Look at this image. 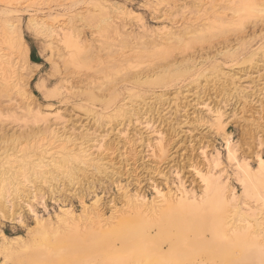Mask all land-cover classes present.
<instances>
[{
	"label": "rangeland",
	"instance_id": "374dc122",
	"mask_svg": "<svg viewBox=\"0 0 264 264\" xmlns=\"http://www.w3.org/2000/svg\"><path fill=\"white\" fill-rule=\"evenodd\" d=\"M95 1L40 0L6 15L0 0V18L19 20L28 58L39 64L24 62L17 36L9 41L0 34V48L19 65L15 87L0 88V230L22 236L21 245H27L3 263L0 254V264H98L117 253L143 255L139 264H219L209 255L212 249L203 251L200 236H192L198 230L178 232L187 218H164L162 207L155 217H145L148 222L125 227L122 219L136 215L127 201L136 195L148 202L157 193L198 197L202 176L218 177L242 195L236 165L255 168L256 158H264V17L194 39L213 19L197 0H103L110 10L120 6L131 13H114L117 32L106 33L87 20ZM207 1L216 4L215 15L231 16L226 0ZM31 21L39 31L29 27ZM68 26L89 44L87 58L66 60L60 37ZM170 32L182 45L171 39L166 56L151 55L148 45L166 41ZM169 62L190 73L162 84L136 81L135 74L154 79ZM227 136L234 159L227 154ZM58 145L81 150L92 162L72 163V173L52 170L48 163L59 156ZM29 160L46 174L25 169ZM241 201L248 214L257 212L252 198ZM84 207L99 215L91 221L102 224L92 222L70 237L62 226L54 236L37 232L35 220L55 227L60 209L80 213ZM45 249L62 255L48 263ZM239 258L234 264H246Z\"/></svg>",
	"mask_w": 264,
	"mask_h": 264
},
{
	"label": "bare ground",
	"instance_id": "6f19581e",
	"mask_svg": "<svg viewBox=\"0 0 264 264\" xmlns=\"http://www.w3.org/2000/svg\"><path fill=\"white\" fill-rule=\"evenodd\" d=\"M38 2H40V0H5L7 11L5 10V12L4 10H2V12L4 11L6 15H9L7 13L12 12L17 13L18 11H20V8L31 6ZM197 2L200 5V11L207 10L210 11L209 13H213V19L210 23L202 27L203 29L205 28L204 30L201 28L197 30V34L193 35L194 39H203L205 34L213 29L221 31L222 29L225 30L228 27H232V25L234 27H242L243 20L245 18L264 17V0H226L227 4L232 5V7H230V17H226L225 14L215 15V12H217V10H215V3H208L207 0H197ZM93 6V12L91 15L87 16V20L95 22L97 28L106 33L107 31L113 33L117 32L113 24V19L115 18L114 15H116L114 13L119 12L121 14H125L126 12L127 15L131 14L128 12V10L123 11L121 9L122 7L119 9L120 6L110 10L111 7L109 8L103 0L95 1ZM63 26H65V24ZM29 27L34 31L38 30L37 26L32 23V21L29 23ZM62 31L63 33L60 37V41L63 45V48L67 50L66 56L69 59L66 60L69 62H73L77 57L80 56H83L84 59L87 58L89 56V49H87L89 44L82 38L81 33L76 31L75 27L72 26H68V30L64 31L62 29ZM172 33L170 32L166 34V41L153 42L151 45H148L150 47V51L148 52H151V55L161 57L166 56L169 53V40L171 39L179 43L178 45H182L183 40L179 37H174ZM0 34L2 36H5L9 41L12 40L13 37L17 36L22 46L21 49L24 56V62H27L28 60L31 64L39 66L38 63H35L28 58V47L26 43L23 42L18 19L14 20L11 17H4V19L0 18ZM162 42H164V44ZM47 47L52 51L50 44H47ZM3 49L0 48V88L9 89L11 85L14 88L15 86L13 84V81H15L17 77L16 71H18V61H10L9 56L7 57L6 54L2 51ZM172 65L173 63L169 62L162 70L163 72L156 75L154 79L151 78L152 76L143 78L139 74H135L136 81L142 83H149V81H152L158 84H162L166 83L173 77L190 73L189 67H180L179 65L171 67ZM23 68L24 67H21V70ZM6 73L8 75L5 77L4 75H6ZM12 78L15 79L12 80ZM123 107L124 104H121V107H119V105L115 106L113 108V112L117 114L121 109L123 110ZM87 109L91 110V108ZM215 119L217 120L218 125L222 129H225L223 126L224 124L222 125V115L217 114ZM229 139V136L225 138V146L227 149V154L230 155V159H234V154L231 150ZM55 153V156H59L56 158H52L50 161L51 163H48L51 164V167L53 168L52 170H54L55 168L63 169V172L72 173L69 172L71 170H74V166H71L72 163L74 165L82 164L85 166L92 162V159H89L83 151H75L72 148H67L65 146H60L58 151ZM256 159L257 166L255 168H252L247 162L239 163L236 165L237 172L239 174L238 178L236 179H238L242 187V195L240 196L234 193V191L230 187H228L230 188L228 189L225 186L224 182L218 180V177L213 178L212 176H202L204 189L202 194H200L198 197L192 196V198L189 199L187 193H179L177 195H174L173 193H168L167 195L163 193H157L155 197L157 199H152L149 202L140 195H136L131 199L128 198L127 201L129 202V206H131V210L135 209L137 213H135L136 215L134 217L130 216L122 219V224L125 225V227H128L133 223L148 222L149 219L146 221L145 217H155L157 209L158 211H160L163 207L165 209L161 214L164 218H169L172 220L177 217L187 218L189 222L187 223L186 227L184 228V230L179 229L178 232L186 231L191 233L193 230H198V232H195L194 234L192 233V236H200L199 238L203 240L201 241V245L204 246L203 251H205L206 247L212 249L209 255L217 258L220 263L234 264L236 258H239L240 256L238 260L244 258L246 260V264H264V158L257 157ZM34 161L29 160V162H26L28 166L25 169L33 174H36L37 176L46 174V171L40 170V163ZM218 164L219 162H217L216 165ZM19 170H21V167ZM241 197L252 198L254 201H256L255 206L257 212L255 211L256 213L248 214L247 212L249 211L243 210L240 206V204L242 203ZM146 203H149L148 206L144 205ZM143 207L145 208L144 210H138L139 208ZM91 214V211H87L85 207L81 210L80 213H75L70 208L60 209V214L55 216L57 226H53L54 228H43L41 225L42 221H40V219H37L35 220L36 225L39 227V230L37 232L40 233L43 238L50 234L54 236L59 234L58 229L62 226V230H71L69 231L70 233L68 235H64L65 237H70L73 235V233L71 232H76L77 230H80L82 228H90L93 225L92 222L99 225L102 224H100L99 220L91 221L92 219H98L99 216ZM162 224H164V226L160 227L165 228L168 225V222L165 221ZM122 230L124 231V236L125 234H130L124 229ZM204 231H208L207 238H205L206 234ZM184 236H186L185 233ZM21 237L22 236L20 235L8 236L0 230V254L3 255L2 263L10 259L12 255H15L17 252L22 251L27 247V245L25 244L21 245ZM51 249H45L46 251L44 256L42 254L44 250H39L40 253L42 252V258H45L46 256L48 263V259L50 260V262H52L53 260H57L56 258H58L59 254L62 255L61 252H54V249L52 251ZM60 251L63 252V250ZM60 255L59 257H61ZM142 257L143 255H136L134 257H131V255L126 256L124 254L117 253L109 256L108 258L106 257L98 264H139L140 260H142ZM88 259V261L93 260L91 258ZM83 261H85L84 263H88L86 259H82V262ZM77 264H81V262ZM197 264L207 263L200 262Z\"/></svg>",
	"mask_w": 264,
	"mask_h": 264
},
{
	"label": "trees",
	"instance_id": "16d2710c",
	"mask_svg": "<svg viewBox=\"0 0 264 264\" xmlns=\"http://www.w3.org/2000/svg\"><path fill=\"white\" fill-rule=\"evenodd\" d=\"M32 61V60H31ZM34 62V61H33Z\"/></svg>",
	"mask_w": 264,
	"mask_h": 264
}]
</instances>
